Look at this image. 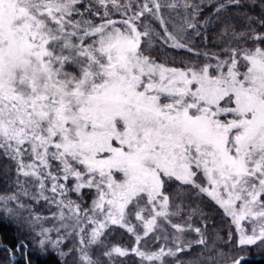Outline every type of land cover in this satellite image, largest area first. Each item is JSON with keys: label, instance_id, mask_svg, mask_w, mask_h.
<instances>
[{"label": "snow or ice", "instance_id": "1", "mask_svg": "<svg viewBox=\"0 0 264 264\" xmlns=\"http://www.w3.org/2000/svg\"><path fill=\"white\" fill-rule=\"evenodd\" d=\"M217 28L224 55L199 66L152 55ZM0 156V205L58 264L129 255L107 247L112 225L147 264H243L226 248L264 246V0H0ZM150 235L164 242L144 251Z\"/></svg>", "mask_w": 264, "mask_h": 264}, {"label": "trees", "instance_id": "2", "mask_svg": "<svg viewBox=\"0 0 264 264\" xmlns=\"http://www.w3.org/2000/svg\"><path fill=\"white\" fill-rule=\"evenodd\" d=\"M165 11V15H174ZM210 11V9H209ZM256 12H259V9H255ZM203 19V16L201 17ZM155 23V22H154ZM155 27L160 31L161 36H163V31L160 29L158 23H155ZM169 30H172V25H168ZM261 29H258L260 31ZM208 40L204 42L203 34L201 37H196L195 42L190 44L195 51L187 52L184 50L177 51L175 49L167 47L162 42H157L155 50L152 52V55L160 62H166L169 66L183 68L186 62L195 63L198 66L205 63L203 56H197L196 52H209V54L216 52L219 55L223 56L224 53L220 51L222 45L219 43L221 37L219 35V28L215 32L209 31L207 33ZM226 40V38H224ZM255 42L249 41L246 46L252 47ZM10 165V162L5 160L0 156V194H6L7 192L12 191L13 189L8 187L10 183L9 176L6 173V167ZM14 168V165L11 166ZM14 176V172L11 173ZM87 200L89 197H85ZM43 206L38 210L39 213L46 215L49 213L47 205L43 202ZM38 237L29 229L28 225L25 223H19L15 221L11 215L6 214L5 211H2L0 208V264H27L30 260L31 264H58V261L61 259L55 251L49 249L46 255H40L38 250L34 247ZM23 242L27 245V248H20L17 251L18 245ZM11 249V252L8 250ZM254 249H246L247 259L243 264H264V251L254 252ZM230 251V250H228ZM238 255L239 250L234 249ZM231 255V252H230ZM12 256H14L15 261L12 262ZM232 256V255H231ZM72 260H68L67 264H71Z\"/></svg>", "mask_w": 264, "mask_h": 264}, {"label": "rangeland", "instance_id": "3", "mask_svg": "<svg viewBox=\"0 0 264 264\" xmlns=\"http://www.w3.org/2000/svg\"><path fill=\"white\" fill-rule=\"evenodd\" d=\"M116 18H118V17H116ZM85 191H87V190H85ZM169 191H171V189H169ZM71 196H72V199H74V200L77 199L75 193H72ZM204 199L207 201L208 208L214 210V211L211 212V215L213 216V218H214V220L216 222V226H217L218 230H220L221 234L224 235L225 238H226V234L229 231V227H230L229 219L223 215L222 210H220L218 208V206H216L210 200H207L206 197ZM85 200L87 202L84 204V206L87 207L88 203H90V199L88 198V200H87L85 198ZM198 202L199 201H193L194 204L198 203ZM9 206L14 209V213L13 214H9V215H11V217L15 221H17L19 223H25L27 225V222L24 219V214H20L19 216H17L16 213H19V209H16L15 205H13V204H10ZM42 206H43V204L37 205L36 208H35L36 212H38L37 209L41 208ZM0 208H1L2 211H5L3 205H0ZM52 211H55V208H53ZM48 214L49 213H47L46 215H48ZM131 219H132V222L134 224H138V222L135 221L134 217H132ZM173 219L175 221V218H173ZM175 222H178V221H175ZM47 223L51 224L52 222L48 221ZM194 223L197 226H200V221H199L198 218L194 219ZM168 230L171 233L172 230L170 228ZM137 231H141V229L139 227H137ZM52 235H53V237H55L56 234L53 233ZM186 235L189 238H193V239L195 238L193 233H188ZM73 242L74 241L67 242L66 247L71 246V243H73ZM163 242L164 241L161 240L159 243H163ZM159 243L155 242L154 235H150V236H148L147 238H145V239H143L141 241L139 247L141 249H143L144 251L151 252V251H155V250L158 249ZM106 244H107V247H109V248L112 247L113 245H118V246H121V247L129 249V255H127L125 257H113V264H147V262L142 261L138 256H136L134 253L131 252V249L135 245V238L131 234H129L125 229H123V228H121L119 226L112 225L109 228L108 234H106ZM250 248L251 249L253 248L255 250V251L253 250L254 252H260L261 253L262 251H264V246H254V247H250ZM234 249H236V248L232 247L230 249V251H229V252H231L232 256L234 254H236ZM228 250L229 249L226 248V251H228ZM195 251H197V250H194V252ZM95 254L98 255L99 253L97 252ZM238 254H244L245 255L246 254V249L239 250ZM102 259H104L105 260V264H107L106 258L102 257ZM69 260H72L71 264H73V259L70 258ZM165 260H166V264H173V262L169 258H165Z\"/></svg>", "mask_w": 264, "mask_h": 264}, {"label": "water", "instance_id": "4", "mask_svg": "<svg viewBox=\"0 0 264 264\" xmlns=\"http://www.w3.org/2000/svg\"><path fill=\"white\" fill-rule=\"evenodd\" d=\"M11 258H12V262H14V261H15V258H14V256H12Z\"/></svg>", "mask_w": 264, "mask_h": 264}]
</instances>
